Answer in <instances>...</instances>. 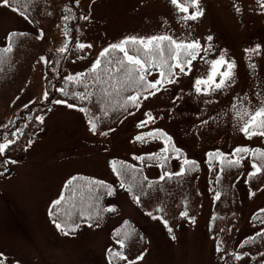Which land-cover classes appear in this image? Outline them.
Wrapping results in <instances>:
<instances>
[{
  "label": "rangeland",
  "instance_id": "rangeland-1",
  "mask_svg": "<svg viewBox=\"0 0 264 264\" xmlns=\"http://www.w3.org/2000/svg\"><path fill=\"white\" fill-rule=\"evenodd\" d=\"M200 5L203 15L185 24L180 20L182 14L169 0H80L82 15L90 14V19L85 22L84 33L77 42L93 47L76 52L67 65L66 75L83 72L103 47L128 35L169 34L177 40L185 37L200 40L205 47L208 44L205 37L212 35L214 48L208 58H215L219 50L225 51L226 59L237 65L235 82L229 91L197 95L192 84L206 71V66L202 61H194L189 76H182L167 91L144 101L134 115L123 118L121 126L107 136L93 135L88 130L86 117L76 109L51 105V112L40 113L45 115V124L40 125L43 131L35 130L27 137L34 143L25 150L26 139L21 148L12 145L0 156V165L5 159L16 161L0 166L3 172L0 175V253L7 257L6 264H107L106 250L116 249L111 229L125 218L141 227L147 239L146 255L140 264H247L245 260L225 262L216 251L217 243H222L221 237L233 229L235 219L228 225L211 228L214 191H210V177L204 163L206 153L216 150L228 153L237 146L249 147V144L264 150V137L246 139L231 110V103L238 96H247L256 104L258 93H264V10L257 0H200ZM11 7L0 4V48L11 31L38 34L31 22ZM236 7L240 8L239 12ZM67 38L62 30L54 31L56 47L63 46ZM257 45L260 54L245 52ZM43 67L44 62L34 61L23 88L2 114L5 118L42 95ZM157 75L153 73L150 79ZM177 96L181 99L177 100ZM206 100L211 103H205ZM145 111L156 117L155 123L138 129L136 124L145 119ZM156 127L173 137L184 157L198 160L201 166V180L197 185L200 207L194 215H188L195 218V223L179 216L174 230L176 240L170 238L160 221L145 217L136 208L110 165L113 160L125 161L142 169L141 173L151 180H158L162 171H179L180 161L174 158L169 159L163 170L155 160L141 163L132 159L134 155H147L163 147L159 140L133 142L135 135ZM250 165L246 156L237 182L240 223L245 228L236 242L247 233L253 234L247 224L257 227L258 232L259 223L264 221V215L259 214L264 208V180L253 191L255 196L250 197L246 182ZM78 175L112 185L115 192L107 201L109 205H116L118 211L99 228L80 225L76 233L65 236L50 220L49 209L61 194L64 182Z\"/></svg>",
  "mask_w": 264,
  "mask_h": 264
},
{
  "label": "snow or ice",
  "instance_id": "snow-or-ice-1",
  "mask_svg": "<svg viewBox=\"0 0 264 264\" xmlns=\"http://www.w3.org/2000/svg\"><path fill=\"white\" fill-rule=\"evenodd\" d=\"M170 4L182 15L180 20L187 24L188 21H196L203 15V9L200 5V0H169ZM0 4L5 7H11L10 0H0ZM75 4L79 7L80 0H75ZM259 7L264 10V0H257ZM190 9L192 11H190ZM13 12H19L16 7H11ZM239 12L240 8L236 7ZM63 28L62 32L65 38L69 35L68 21L77 19L72 8L68 5L63 7ZM25 20L29 17L24 13ZM51 15V13H48ZM79 19L88 21L90 14L79 16ZM29 22H31L29 20ZM23 32H10L6 37V45L0 48L2 53H10L13 51L12 40L17 36H25ZM45 33L41 30L36 36L37 40H43ZM208 42L207 46L201 44L200 40L188 39L187 37L180 40L175 39L169 34H153L148 36L128 35L118 40V42L110 43L103 47L91 62L86 72H77L74 75H64L63 87H57L55 84L52 88L60 93V97L51 98L49 90H42V95L38 96L33 104H41V112H51L53 109L48 106L60 105L68 109H76L83 113L87 119L88 130L93 135L107 136V131L99 130V123L101 118L96 116L93 112L92 97L97 98L95 104L100 106L99 110L103 112L104 116L109 115V110L125 111L128 115H134V110H139L142 102L148 100L150 97H155L161 91H167L168 86L180 82L182 76H189L194 68V61H202L206 66V71L198 76L192 88L197 95L209 96L218 91H229L232 84L235 82L236 62L226 59L227 53L223 50L218 51L215 58L209 59V54L213 51L212 44L213 36L205 37ZM76 50H84L91 48L93 45L77 42ZM69 50L68 40L65 39L63 46L56 49L58 54L63 55ZM246 53L260 54V46L255 48L245 49ZM117 53L122 55H117ZM2 59V57H0ZM40 62L47 63L45 57H39ZM60 60H56L59 64ZM250 68L255 69L254 64L249 65ZM153 73L158 74L157 78L150 79ZM91 82V87H90ZM69 85H72L70 88ZM77 86H82L84 91H78ZM98 87V92H93L92 88ZM17 100L19 97L16 98ZM177 100L181 97L177 96ZM79 102V106L77 103ZM47 102V103H44ZM84 102H89L88 106H84ZM205 103H211L206 100ZM28 108V104L24 105ZM231 110L234 113L237 122L240 124L239 131L243 133L246 139L253 137H264V93H258V101L252 104L247 96L237 97L236 102L231 103ZM145 119L140 120L136 127L144 129L149 124H154L156 117L151 112L145 111L143 113ZM29 119L38 122L39 125L45 124V115L37 114ZM162 119V117H161ZM11 123V121L9 122ZM207 123V121H205ZM25 128L28 125L24 126ZM5 135L3 142H0V156H3L10 146L15 145L20 135H24V129L17 127L15 131L9 132V125H3ZM114 129L109 128V131ZM43 131V127L39 129ZM148 140H159L163 147L159 151L151 152L147 155H134L132 157L135 161L145 163L147 160H155L158 166L163 170L170 158L180 161L179 171H162L159 180L163 181L166 178L171 179L173 176L185 175L188 170L198 169L199 165L196 160L184 157L181 149L176 146L173 137L169 135L164 129L156 127L151 131L141 132L133 138V142L145 143ZM34 141L31 138L27 139V147H30ZM251 155L253 161L250 165L251 170L247 172L246 182L264 174V150L260 148H250L247 146H237L230 154H225L220 150L206 153L207 163L211 170L213 160L220 164V172H224L225 168L231 169L233 167H240L241 162L246 156ZM183 157V158H182ZM9 163H16L15 160L5 159L2 165L6 167ZM112 171L120 178V187L125 189L132 195L133 201L141 204V196L137 192L143 194L145 191V184L151 188L153 181L149 180L147 176H139L138 173L142 169L136 168L133 164H128L125 161L113 160L110 162ZM3 175V172H0ZM131 175L132 179L129 181L126 178ZM221 176L217 174L216 181L219 182ZM83 183H74V182ZM66 190L70 191V195L65 197L61 193L58 198L51 202L49 209V216L54 217L53 224L55 228L65 236L72 235L80 228V224L76 219L82 221H93L95 227L99 228V221L103 219V213H116L118 209L115 206L109 205L102 208L100 201L103 196H112L115 189L112 185L107 184L103 180H92L86 177L72 176L64 185ZM136 190V191H134ZM255 192L249 191V196H255ZM79 198V203H77ZM215 199L220 198V193L215 194ZM64 207H61V206ZM55 209V211H53ZM155 212L163 213L162 207H157ZM260 215H264V208L260 209ZM145 215L151 217L152 220L160 221L163 227L167 230L168 235L172 240L177 237L174 234L173 228L164 215H156L153 211H148ZM181 218L187 217L191 223H195L194 217H189L187 211L179 213ZM254 216V220H255ZM264 224V221H261ZM128 220L123 221L121 227L115 228L112 232L114 244L116 249L109 247L106 250L107 264H140L145 258L146 250H141L134 258H130L126 251V244L135 237H139L140 241L144 240L142 235H139L134 228L128 229ZM88 227H93V223H89ZM256 237H264V227L256 233L255 236L248 237L249 242H255ZM216 251H223L220 244L217 243ZM232 257L236 261H240L243 256H247L248 252H232ZM262 260H264V252L260 253ZM7 257L0 253V264H6Z\"/></svg>",
  "mask_w": 264,
  "mask_h": 264
},
{
  "label": "trees",
  "instance_id": "trees-1",
  "mask_svg": "<svg viewBox=\"0 0 264 264\" xmlns=\"http://www.w3.org/2000/svg\"><path fill=\"white\" fill-rule=\"evenodd\" d=\"M10 2L13 3L12 5L18 8L21 13H24L29 17L31 24L34 26V32L39 33L41 30H43L45 33L43 40H37L36 36L38 34L26 32L25 30H14L16 32L26 33V35L13 38L12 52H0V57H2V59H0V140H3L5 135L3 125H9V132L15 131L17 127H20L24 129V135L19 136V139L15 145L17 148H21L24 145L28 135L31 132L40 129L38 122L29 119V117H34L35 115L42 113V105L33 104L31 101L27 103L28 108H25L24 106L19 107L10 112V116L8 118H5L2 114L6 112L10 102L17 92L23 88V85L26 83L29 77L31 70L30 67H32L34 61L41 55H43L47 61V63H44L43 70L44 89L49 90L51 93V98L54 99L60 97V93L55 91V89L52 88V85L55 84L57 87H63L64 81L62 77L66 75L67 63L71 59L72 53L75 52V40L78 38V36H80L85 21L79 19L80 9L75 4V0H10ZM65 5H68L72 8V11L76 14L77 19L68 21V27L70 30L69 35L67 36L69 50L61 55L56 52L57 47L54 44V31L56 29L62 30L63 28L62 17L66 14L63 12V7ZM48 13H51V15ZM2 45H6V38ZM117 55L122 54L117 53ZM57 59L60 60L59 64H56ZM69 87L71 88L72 85H69ZM98 87L99 86L92 88V91L94 93L98 92ZM77 90L84 91L82 86H77ZM96 98L97 97L94 95L91 99L94 105V114L101 118L99 130L107 131L108 134L113 133L118 129V127L121 126L120 121L129 115L125 111L113 112L109 110V115L104 116L103 112L99 110L100 106L95 104ZM73 102L79 104V102ZM88 103L89 102H84V106H88ZM48 106L50 107L51 104L49 103ZM132 111L136 112L137 110L133 109ZM10 121L11 123H9ZM25 125H28V127L25 128ZM109 128L114 130L109 131ZM222 152L225 154H230L229 151L228 153L225 151ZM245 159L241 162L242 165ZM249 160L253 161V157H250ZM196 161L199 165L198 169L188 170L185 175L173 176L171 179L166 178L163 181H160L159 179H149L154 182L152 187L148 188L147 184H145L144 193L141 194L137 192V194L141 196L140 205H137L133 201L132 195L128 192L129 198L132 200L136 208L147 218H150L149 216L145 215V213L148 211H153L156 215H164L174 231L177 226L178 217L180 216L179 213L181 211H187L188 215H194L200 207V196L197 185L201 180V166L199 161ZM204 164L207 167V173L210 177V191H214L212 196L215 197L217 192L220 193V198H214L212 204L213 212L211 217V228L218 225H228L233 218L235 219V224L233 225V229L230 230L229 235H223L221 237L222 243L219 244L223 251L218 252V255L222 256L226 262L232 263L236 262V260L231 255L232 252L235 251L237 253H242L246 251L248 252V255L243 256L240 261L245 260L247 261V264H264V260H262L260 256V253L264 252V237H256L255 242L248 241V237L256 235L257 227H250V225L247 224V228L251 229L253 234L250 235L247 233L242 240L238 242L235 241L236 237L241 235L240 231H243L245 228L240 223V210L238 209L239 198L237 196V182L242 167H233L231 169L225 168V171L221 173L220 164L218 161L213 160L211 170L209 169L207 162ZM169 171H171V169H169ZM217 174L221 176L219 182L216 181ZM137 175L138 178L139 176H145L144 173L141 172ZM78 177L81 176L78 175ZM126 179L130 181L132 179L131 175H129ZM263 180L264 174H260L258 177L248 181V186L255 190L260 186ZM74 183L83 182L77 181ZM62 193H64L65 197H68L71 194L70 191L66 190L64 187L62 189ZM108 198L109 196L106 194L103 196L102 200L100 201L102 208L109 206L107 201ZM77 203H79V198H77ZM114 206L116 207V205ZM61 207L64 206L62 205ZM157 207H162L164 212H155ZM53 211H55V209H53ZM112 215H114V213H103V219L99 221L100 226L104 225V223ZM50 218L53 221L54 217ZM125 220L129 221L127 226L128 229L134 228L139 235L144 237V240L140 241L139 237L137 236L128 241L126 244V251L128 252L129 257L134 258L135 255H138L141 250L146 249L147 239L145 237L144 230L129 218L123 219L121 223L115 228L121 227L123 225V221ZM76 222H79L80 225H88L89 223H93V227H95V222L93 221L85 222L77 218ZM259 225L261 228L264 227L262 223H259ZM112 232L113 229H111L110 232L111 236Z\"/></svg>",
  "mask_w": 264,
  "mask_h": 264
}]
</instances>
